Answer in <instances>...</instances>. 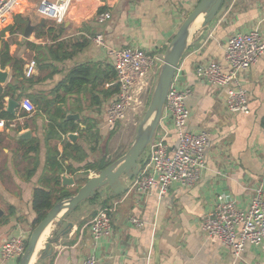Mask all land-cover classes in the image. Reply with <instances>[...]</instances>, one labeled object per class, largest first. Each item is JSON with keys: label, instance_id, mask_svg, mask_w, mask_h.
<instances>
[{"label": "crops", "instance_id": "crops-1", "mask_svg": "<svg viewBox=\"0 0 264 264\" xmlns=\"http://www.w3.org/2000/svg\"><path fill=\"white\" fill-rule=\"evenodd\" d=\"M198 1L70 0L62 22L63 31L53 40L54 33L48 31L52 26L46 24L47 19L29 36H23L28 21L36 24L41 17L36 13L38 0H16L0 32V50L5 52L7 45L9 55L22 61L21 75L14 79L18 87L15 95L5 96L3 102L5 111L9 99L15 100L17 106L12 113L7 111L12 118L0 116L15 122V126H0V249L11 237L29 238L36 218L32 209L33 190L57 188L54 177L59 173L55 160L63 166L71 162L75 167L88 162L109 164L113 161L108 154L111 129L107 126L106 110L116 99V71L107 48L95 44L92 38L101 35L108 47H139L150 54L164 55L178 27ZM102 7L111 12V18L100 23L96 16ZM169 12L175 17H168ZM16 16L22 17L17 24L20 29H15ZM252 29H258L264 40V0H224L211 22L193 30L179 61L180 84L192 89L186 100L190 116L185 129L206 130L210 135L204 151L206 167L199 180L190 187L172 183L160 195L157 187L140 193L129 187L131 179L122 176L125 189L121 193L115 194L105 186L96 191V199L79 202L61 224L51 223L42 234L44 238L31 264H83L90 253L95 254L98 264H264V244H247L235 259L230 248L222 245L217 236L201 230V220L213 208L218 194L224 193L237 208L246 209L256 187L261 185L264 189V54L238 75L247 92L246 112L231 113L226 108L228 88L209 84L194 74L198 64L212 60L224 64L228 37ZM60 40L62 51L73 54L54 60L50 53H54ZM81 41L84 44L73 49ZM81 64L90 65V74L99 73L100 77H91L67 94L62 87L54 92L58 83L63 86L70 70ZM157 67L151 69L149 82L156 79ZM1 68L8 69V78L0 85L4 87L16 70L10 63ZM56 93L61 97L48 107L43 108L44 102L36 101L38 94L51 99ZM24 99L34 105L32 112L22 108ZM57 107L64 112V118L59 121H72L77 125L75 131L60 132L57 123L47 116L46 112ZM58 113L55 115L60 116ZM131 119L129 115L120 122L125 124ZM70 125L64 127L68 129ZM138 126L133 124L131 128L133 137ZM26 131L29 135L19 137ZM71 133L76 135L74 139L69 138ZM163 135L172 153L178 143V131L169 118L160 119L153 139ZM67 143L79 144L80 155L85 154L83 159L62 160L61 153ZM149 156L150 144L139 157L142 160L139 168L148 162ZM83 171L75 175L61 173V185L69 190L79 188L86 181L78 178H88L98 172L88 169L83 174ZM64 178H73L74 185L64 184ZM89 204L98 205L96 213L111 209L108 212L112 230L97 240L91 233V220L96 213L90 218ZM132 216L139 218L142 226L133 224ZM49 237L52 242L44 251L43 244ZM19 259H4L0 255V264H18Z\"/></svg>", "mask_w": 264, "mask_h": 264}, {"label": "built area", "instance_id": "built-area-1", "mask_svg": "<svg viewBox=\"0 0 264 264\" xmlns=\"http://www.w3.org/2000/svg\"><path fill=\"white\" fill-rule=\"evenodd\" d=\"M70 0H38L36 13L60 24L64 21ZM16 0H0V32L12 11ZM97 21L103 23L111 18L109 10L99 11ZM1 37V34H0ZM92 41L107 48L116 71L118 91L116 99L106 110L107 126L115 127L117 121L127 115L132 103H137L135 94L141 88L152 68L160 66L163 54H150L139 47H108L101 35ZM264 54V40L258 29L236 32L228 37L225 43L224 61L215 60L198 64L194 69L195 76L220 88H228L226 108L231 113L246 112L247 92L242 87L238 75L247 70ZM181 64L178 63L168 88L161 117L169 118L178 131V143L172 153L164 136L152 139L148 162L138 169L130 181V188L144 193L157 187L160 195L164 194L172 183L190 187L201 177L205 167L204 151L210 142L206 130L192 132L186 130L190 116L186 100L192 93L187 84H180ZM22 108L27 112L34 110V105L24 99ZM135 109L134 107H132ZM0 126H15L12 119H0ZM264 182V176L262 177ZM111 209H100L91 220L92 238L97 240L112 230ZM113 211V209H112ZM130 221L142 226V221L132 216ZM201 230L208 235L217 236L222 245L230 248L233 257L239 258L247 244H264V189L256 187L250 205L246 209L237 208L235 202L224 193L217 195L213 208L201 220ZM27 238L14 236L5 242L1 249L2 258H20L25 251ZM83 264H98L94 253L85 256Z\"/></svg>", "mask_w": 264, "mask_h": 264}, {"label": "water", "instance_id": "water-1", "mask_svg": "<svg viewBox=\"0 0 264 264\" xmlns=\"http://www.w3.org/2000/svg\"><path fill=\"white\" fill-rule=\"evenodd\" d=\"M223 1L224 0H199L185 17L164 52L163 62L159 68L149 105L139 123L137 132L128 150L122 156L98 170L95 175L89 176L86 182L82 184L74 194L62 198L53 204L47 211L45 217L32 229L27 239L25 251L20 257L18 264L30 263L32 257L37 254V245L41 235L51 223L55 225L61 224L65 216L70 213L79 202L93 197L98 189L107 186L115 194L121 193L125 189L121 177L125 176L127 179H132L137 174L139 169V157L153 139L174 72L188 45L189 38L192 37L194 33V31L190 32V27L199 15H202L200 26H205L211 22L219 11ZM44 22L45 18L43 17H40L36 24H31V22L28 21L23 36H29L38 26L43 25ZM7 78L8 69L1 68L0 65V85H3ZM15 106H17V102L13 99H9L7 111L12 113ZM27 135H29L28 131L19 134V137L24 138ZM75 137V134H69V138L74 139ZM63 183L74 185V179L64 178ZM51 242L52 237L46 238L43 244L44 251L49 249Z\"/></svg>", "mask_w": 264, "mask_h": 264}, {"label": "trees", "instance_id": "trees-1", "mask_svg": "<svg viewBox=\"0 0 264 264\" xmlns=\"http://www.w3.org/2000/svg\"><path fill=\"white\" fill-rule=\"evenodd\" d=\"M105 7L99 8V11L104 10ZM22 20V17L20 16H16L15 18V23L14 25L16 26L15 29H20V27L17 25L19 21ZM13 25V26H14ZM13 26H10L11 31H14ZM48 31L50 33H54L53 35V40L58 39L60 37L61 32L63 31V23L56 26V28L49 27ZM38 36H41L42 34L37 33ZM62 42L61 40L56 42V48L54 50V53H50L52 59L54 60H61L67 57H70L73 53L72 52H66V51H62V48H64L62 46ZM84 44V42H78L76 44L73 45V49L77 48V47H81ZM5 52H2V49L0 50V65L2 67H4L6 65V63H10L12 65L13 70H16V74L13 75L12 79L10 82H8L4 87L0 86V116L4 117V118H12V116H10L8 114L7 111L4 110L3 107V102H4V97L5 96H9L11 98L14 97L16 89L18 88L14 79H16V77H18L19 75H21L19 68L21 67V63L22 61L16 58H13L12 56L9 55L8 50H7V45H5ZM52 50V46L51 49ZM92 72V67L88 64H81L78 66L73 67L70 72L67 74V76L65 77V79L63 80V86H61V82L58 83V85L55 87V89L53 90L58 91V89L60 87H62V89L64 90V93H70L71 91H73L74 87L77 86H81L83 84H85L86 82L90 81L91 77H93L95 79V75L96 73H94L93 75H91L90 73ZM93 72H96L95 69H93ZM97 77H100V74L98 73L96 75ZM61 96L59 94L56 93V95L51 98L48 99L46 96H44L43 94H38L36 95V101L37 102H44L43 103V108L44 107H48L49 105H52L54 102L58 101L59 98ZM40 105V104H39ZM40 107L42 108V106L40 105ZM46 111V110H45ZM61 107H57L56 110L53 111H49L46 112L47 116L50 117L51 119L54 120L55 123H57L56 125L60 127V132L62 133H66L68 130L70 131H75L77 128V125L74 124L72 121H59V119H63L64 118V112H61ZM59 112V113H58ZM58 113V115L60 116H56L55 114ZM66 124H71L70 127L68 129H66L64 127V125ZM59 133V132H58ZM56 133H54L55 135ZM57 135V134H56ZM82 152V148L79 144L77 143H67L64 144L63 147V151L61 153V158L62 160H68L70 158H72L74 161H80L81 159H83V157L85 156V154H81ZM55 158V156H54ZM142 160H139V163H141ZM54 164H56V171L59 173V175L61 173H68L70 175H75L77 171L79 170H84L83 174H87L88 173V169L91 170H100L103 167H105L108 162L106 163H86L85 165L81 166V167H75L73 166V164L70 162L66 165L63 166V163H60L58 160L53 162ZM54 177V179H56V185L57 188L55 190L53 189H45L42 187H37L33 190V194H32V209L36 212V218L33 222V228L34 226L41 221L47 211L53 206V204L59 200H61L62 198L68 197L72 194H74L78 188H75L73 190H69L66 187L62 186L60 183V176ZM78 181H86L87 178L84 177V179L82 178H78ZM98 197V195H94L93 197H89V200H94Z\"/></svg>", "mask_w": 264, "mask_h": 264}, {"label": "rangeland", "instance_id": "rangeland-1", "mask_svg": "<svg viewBox=\"0 0 264 264\" xmlns=\"http://www.w3.org/2000/svg\"><path fill=\"white\" fill-rule=\"evenodd\" d=\"M34 1H36V0H34ZM176 9H177V6L175 7V10ZM189 13H190V10H189ZM167 14H168V17H170V18L175 17L172 14V12H169ZM115 16H116V14L114 13L113 17H115ZM46 24L51 25V26H56L55 24H57V23H55L53 20L47 19ZM199 26H200V24H199ZM15 37H17V36H15ZM13 38H10V41H12ZM157 68H158V73H159L160 66H158ZM158 73H156V79L154 81L152 80V82H149V77L151 74V72H149V74H148L147 78L145 79L142 87L140 89L137 88L138 92L135 94L136 96H134V98H137V103H135V104L132 103L131 108L128 110V113L125 116V118H127V116L130 115V117L132 119L130 121H125V124L120 122L121 120H119L115 124V127L113 129H111V131H110L111 133L109 136L110 142L109 141H107V142L110 143V146H111L110 148H108V154L111 155L112 160L117 159L118 157L122 156V154L125 153L128 150V148L130 147V145L134 139V137L132 135L133 130H131V128L133 127V124H139L140 123V121H141V119H142V117H143V115H144V113H145V111L149 105L151 95H152V92L154 89V85H155L156 80H157ZM132 107H134L135 109H133ZM147 148L148 147L145 148V151L147 150ZM72 189H75V188H72ZM89 206H91L90 213H92V214H91L90 218H92V216L95 215V213L97 211L98 205L89 204Z\"/></svg>", "mask_w": 264, "mask_h": 264}, {"label": "bare ground", "instance_id": "bare-ground-1", "mask_svg": "<svg viewBox=\"0 0 264 264\" xmlns=\"http://www.w3.org/2000/svg\"><path fill=\"white\" fill-rule=\"evenodd\" d=\"M201 20H202V15H199V16L195 19V21L192 23V25H191V27H190V32H192L193 30H195V29L198 27V25H199V23H200ZM42 238H44L43 235L41 236V238H40L39 241H38L37 249H38L39 246L41 245ZM30 264H31V263H30Z\"/></svg>", "mask_w": 264, "mask_h": 264}]
</instances>
